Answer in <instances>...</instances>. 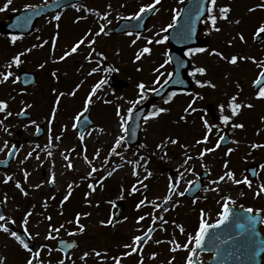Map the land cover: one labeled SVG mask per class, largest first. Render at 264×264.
Listing matches in <instances>:
<instances>
[{"label":"rangeland","instance_id":"rangeland-1","mask_svg":"<svg viewBox=\"0 0 264 264\" xmlns=\"http://www.w3.org/2000/svg\"><path fill=\"white\" fill-rule=\"evenodd\" d=\"M0 8L6 3V0H0ZM85 0L82 4L86 7L93 8L96 11H100L101 7H105L108 4L112 5V15L111 18H116L118 15L127 13L124 8L122 9L117 4L113 3V0ZM116 3L129 4L131 7L128 11H133V9H138L141 3H145L149 0H114ZM249 2L253 0H248ZM45 0H12L11 6L6 10L0 12V22L7 21L8 15L16 12L22 8H25V5H36L39 6L43 4ZM175 3H167L163 7L165 8L164 17L169 18L170 13L173 11ZM135 5H137L135 7ZM133 6V7H132ZM232 11L230 12L233 15L243 17L242 22L247 24L249 27V33H252L253 26H256L258 23L264 22V10H257L255 13L243 14L242 6L239 3H232ZM126 7V6H125ZM135 7V8H134ZM127 11V12H128ZM162 9L160 10V13ZM83 12L75 13L71 11L70 13H65L62 15L60 21V36L56 42L55 50L52 49V36L55 32V22L48 23L51 17H47L41 20L40 23L36 25L35 31L31 36L23 37L22 39L17 40L13 48L4 49V45L7 43V37L0 35V72L5 71V64L7 61L15 54L21 51H24L27 48H30L33 44H40L42 40H47L48 44L44 47H37L33 49L30 53H26L23 56L22 63L17 67L13 66L11 69L16 75L20 69L25 71L32 72L37 76L36 85L29 89H21L17 83H12L10 78L8 82L0 84V99L9 100L10 109L14 114L19 112L23 107V104L26 102L31 104L32 107L28 109L29 114L32 119H35L37 123L44 126V136L41 140L36 141L33 139L35 132V126H30L25 129L24 125L28 123H16L14 121V116L10 117L6 123L10 124L13 129L12 137H8L6 134L0 132V140L8 139L11 145L12 140L15 138V132H23L22 145L24 146L23 150L20 151L19 155L13 160L12 169L8 172L11 174L13 171L19 167L18 160L23 159L26 151L29 150L30 145L41 144L43 145L47 140V120L46 117H49L56 100V94L52 92V88H57L59 92L68 93L76 88V85L80 84L83 81L82 86L76 91L75 96L65 95L60 98L59 108L56 113V118L52 124V134L53 136L57 135L61 131L63 125H68V130L62 138V143H60L61 149L66 148H76L78 153L82 152L80 141L76 130H73L71 125L76 114L83 110L84 102L87 98L88 93L91 90V87L101 79H106L109 77L110 72L104 71V59L98 58L93 60V63H88L85 59L90 49L85 45H82L84 48L83 52L81 48L78 50L79 54H74L72 58L66 59L65 61H60L58 63L49 62L44 69H41L39 65L44 63L45 60H58L59 56L63 52L70 48V46L76 42L80 37H82L88 29H92L93 32L98 31L97 20H90L89 18L82 19L78 23H75V17L80 15L83 16ZM96 18V17H95ZM98 19V17H97ZM226 30H231V27H228ZM225 30V31H226ZM150 34H148L149 36ZM151 34L150 36H152ZM41 38V39H38ZM91 38V37H90ZM131 39L128 36H121L120 38L114 41L113 48L117 49V54H112L110 67L116 68L118 71L111 72L112 75L120 78L121 81L125 83V86L120 90H116L113 87L105 84L104 87L98 92V96L102 99L93 98L96 102L94 105H89L90 107V118L93 121V126L89 131H92L91 137H86L85 146L87 148V154L89 158L95 153L99 148L102 149L101 159L103 156H106L109 151V145L113 142L114 136L119 133V119L116 115L117 107L121 109L122 114H126V110L131 105L128 101L136 100L138 96L137 84L141 81L145 82L148 85H152L153 79L156 78L157 73L154 72V69L160 64V55L162 53V48L157 45H151L153 51L151 55L145 54L140 61H135V54L146 46V43L137 42L135 45L131 44ZM104 43L99 37H96V43L93 45L94 48L100 51L99 45ZM206 52V55H210V51L213 48L223 50L225 47H222L221 44H213ZM264 45L257 48L253 47L252 42L244 46H236L231 49L233 52L242 51L247 55H252L254 51L259 52ZM102 47V45H101ZM109 47V48H108ZM107 48L113 51L112 45H107ZM263 52V51H262ZM199 57L198 59L193 57V64L205 66L208 69V74L213 65H217L214 59V56L211 58L207 56ZM196 56V55H195ZM260 53L256 56L259 57ZM115 57L116 60L114 59ZM157 58V61L155 60ZM100 61L101 71L94 73L92 76H87V73L93 68L96 67V61ZM208 61H212V66H209ZM248 65H242V68L237 69L232 73L231 78V90H225L222 88L221 84H218L216 90L212 88H203L199 90H212L207 94V98L203 100H196L195 106L202 111L193 113V116L187 117V121H183L180 118L185 116L183 114L180 116L187 105L192 101L193 97L188 96L187 94L181 95L178 94L173 98L172 102L168 105L161 103L156 104L157 106H164L170 109L169 112L161 114L155 119H150L147 124L141 122L140 129V143L147 144L149 146L148 151L154 149L155 145L164 139L166 136H172L173 138H178L180 144H194L196 139L202 138L204 134V128L202 120L199 119V115L205 117L206 110L205 105L209 103H219L225 102L234 94L239 93L238 102H249L254 104V107L251 109L242 108L240 114L235 117L238 118V122L244 123L245 127L243 129H232L231 126H226L225 128L221 127L219 134L214 133L210 136L208 145H200L199 148L213 147L216 138H219V135H222L224 132L228 133L231 137V144L225 148H219L215 152L207 154L203 161L199 159H193L190 162V166L194 169L193 172L186 173L183 181L180 184V190L183 191L187 181H194L196 176L205 170L209 173V178L205 182L203 188L210 187L209 181L218 178L225 171L223 165L225 161L229 162V168L233 169L236 172L237 178H242L246 175L245 168L251 164H257L259 166V171L257 178L253 180V187L249 189L246 185H233L231 183L221 184V192L208 191L205 193L202 191L195 198L197 202L194 204L193 200L186 199L184 197H174V199L179 201V205H171L170 210L167 213H160L168 218L170 221L175 220L177 223L183 224L187 233H194L196 230L197 217L196 214H200V209L205 210V220L208 224L213 223L222 211V204L218 203L221 195H231L235 200V205H253L255 203L262 202L264 204V196L256 198L254 196V190L257 185L264 183V168L261 165H264V148L252 149L250 145L252 143H264V99H259L255 103L256 95H253L251 90L248 93L247 89L240 88L237 84L238 79L241 76L247 78V81L251 80L253 75V68H249ZM142 69L138 71L137 69ZM222 68V66H221ZM55 69H59L57 75L59 80L51 76V72ZM161 71L165 72V69ZM197 75L196 79L208 80L212 77L209 75ZM211 77V78H210ZM163 79V77H162ZM193 84L194 83V80ZM214 82V80H213ZM227 85V83H225ZM249 87V84L246 82L245 88ZM196 90V89H195ZM201 94V91H198ZM213 93V95H212ZM14 97V99H12ZM104 100L111 101V103H104ZM216 109L218 105H215ZM219 113V109L216 111ZM225 114H230L226 112ZM207 118L208 115H206ZM100 128H103V132L99 131ZM203 130V131H202ZM259 132V135H257ZM212 139V142H211ZM233 140L239 141V144L232 143ZM213 143V144H212ZM180 144L168 145V157L159 159L160 153L157 152L155 156L152 157L151 162L148 165V168L153 171V176L149 180L145 181L149 185L147 195L149 199H153L159 196H162L166 191V186L168 183L167 171H172L176 173V169L179 164L182 163V149ZM138 145V146H139ZM228 148L236 149L230 156L226 155ZM134 148H128V152L125 154L127 158L132 159L133 154L137 152L133 150ZM198 148H193L192 153L197 152ZM144 150H141L143 154ZM2 154V153H1ZM0 154V155H1ZM41 157L44 158V154L41 153ZM56 170L58 173L63 171V161L59 154L57 153L54 156ZM114 163H119V158H113ZM79 172L82 174L86 165L82 161H79ZM207 165V169L201 165ZM36 161L34 159L30 160L26 165L30 171L35 168ZM108 170H111L110 168ZM104 173L101 172L100 175ZM47 175V164L44 168L38 169L34 172L33 176L30 178V184H35L41 182L45 179ZM174 176V175H173ZM4 175L0 174V184L3 183ZM16 178H20L19 175ZM76 179L78 181V176L76 174H64L59 176L58 185L56 188L49 189L45 185L40 191L32 192V195L29 199H25L15 188H9L8 202L3 206L4 210L7 213L18 212L24 214L26 206H28L29 201L37 203L36 214H41L40 202L48 196L55 195L56 202H54L55 208H59L60 201L63 199V196L67 192L66 185L68 182ZM136 182V178L131 175V168L126 166L125 168L118 170L113 176L109 177L104 182L103 189H97V192L91 197L94 201H100L99 207H90L88 206L85 200V192L87 189V182L80 184V187L75 188L72 197L69 202H66L64 208V216H72L77 211H88L92 215L90 218H84L82 223L86 225V231L80 235L68 236V231L77 230L76 227H71L66 224V230H61L58 238H76L79 241V249L72 255V258L76 260V264H84V262L79 260V256L82 255L83 251L91 250L93 248L97 250L110 249L111 255H115L119 252L124 251L123 244L129 242L131 236L135 232V229L138 227L135 223L136 218L139 215L151 212L150 207L142 208L141 210H136V203L143 197L145 194L143 189L140 192H137L134 195H128L125 192L123 199H117L121 192V186L123 185L126 189L130 190L133 183ZM13 184L12 182H9ZM113 185L116 186L115 190L109 191ZM214 187V186H213ZM240 192H243L244 195H240ZM5 193L0 187V198L3 197ZM109 200L116 201L115 204H109ZM50 201V200H49ZM122 201L124 205V211L120 216V219L123 220V217H128L127 222L117 223L111 229H105V225H101V220H107L110 216H113L117 209L118 202ZM135 201V202H134ZM210 204V205H209ZM19 207V211H17ZM35 214V215H36ZM58 214V212H56ZM56 214H53V221L57 226L60 223H65L66 220L60 219V217H54ZM199 220V218H198ZM149 220L142 222L143 225L149 224ZM75 224H73L74 226ZM168 231H156L153 236L155 239H170L173 236L175 239L183 243L185 241V236L180 234L179 229L175 228L171 223L167 226ZM175 245H169L163 243L156 245L153 242H149L148 246L144 251V264H166V261L169 260L173 255L176 257V260L173 264H185L186 251H177L172 253L170 247ZM156 251L159 253L157 259H149L150 254ZM139 257L133 254L130 257H127L123 264H137ZM210 259L209 255H199L198 260L202 264H207ZM101 261L95 257H90L87 259L86 264H100ZM58 264V263H57ZM65 264H70L69 261H65ZM107 264H112L111 260L107 261Z\"/></svg>","mask_w":264,"mask_h":264},{"label":"snow or ice","instance_id":"snow-or-ice-1","mask_svg":"<svg viewBox=\"0 0 264 264\" xmlns=\"http://www.w3.org/2000/svg\"><path fill=\"white\" fill-rule=\"evenodd\" d=\"M161 3V0H151L150 3L141 4L139 6L138 11L134 12L129 16H118V19H126V20H136L140 21L143 19L144 14L148 12H156L159 11L157 5ZM12 4V0H6V3L0 8V12L6 11ZM47 5V0H45V5ZM61 5H57L60 7ZM126 5L121 4L120 7L123 8ZM26 8H38L36 5H25ZM71 7L75 9L76 12H86L89 14H94L98 17V31L93 32L92 29H88V31L80 37L76 42H74L69 49L65 50L62 55L59 56L58 60H45L44 63H41L39 67L44 69L45 66L51 63H58L60 61H65L66 59L72 58L74 54H79V49L82 45H85L90 49L87 56L85 57L88 63H93V54L97 57H101L104 60L107 59L104 56L103 52H97L93 47L96 43V37H100L101 34L108 35V25L111 24V20L109 17L112 15V5L108 4L106 6V10L101 13L100 11H96L93 8L86 7L80 3H72ZM264 10V3L256 4L253 7L248 8L249 13H255L257 10ZM232 11L230 5H224L218 7V0H208L207 5L205 4V0H194V3L187 9V16L184 20V23L179 26V30L176 32V36L178 38V43H185L187 41H191L196 36V24L197 21H202L203 23L208 24L209 26V34L212 31L220 32L221 28L218 26L217 21L224 20L229 21L230 23H235L239 25L241 21L239 19L235 21H231L229 14ZM39 15V12L35 13ZM62 13L56 12L51 16V19L48 23L55 22L54 28L55 32L52 36V49L55 50L56 42L60 36V21L62 19ZM86 16H76L74 22L78 23L82 19H86ZM25 23L29 24L31 22V17L24 18ZM180 21V10H176L175 14L172 17V22L168 23L166 26H161L159 31L153 33L151 37L144 38L147 43L142 49H140L135 54V61H140L145 54L151 55L153 49L151 45H161L170 40V36L167 35L169 30L177 29V26ZM136 27H139L137 25ZM128 36H133L130 42L132 45H135L137 41L142 38V34L140 31H128L126 33ZM238 39L241 43H246V37L243 31L237 33ZM91 37V38H90ZM22 36L11 35L10 41L13 45L17 42V40L22 39ZM254 38L258 41H264V22L258 23L254 28ZM41 39V38H38ZM235 39V38H234ZM229 45H232V41L230 40ZM48 44L47 40H42L40 44H33L30 48L25 49L24 51L15 53L5 64V71L0 72V84H4L12 79V83H17L21 80V77L16 75L11 69L13 66H19L22 63V57L25 56L26 53H30L33 49L37 47H44V45ZM208 51L203 47H185L179 51V54L173 57L170 51H166L164 53L165 59L163 63L159 64L158 67L154 69V72L157 73L155 80L152 82V85H148L145 82L141 81L137 84L138 89V97L136 100L128 101L131 105L127 108L126 114L121 113V109L117 107L116 115L119 119V133L114 136L113 142L109 145V151L106 156H103L101 159L102 149H97L95 153L89 158L87 154V148L85 146L86 137L92 136V131L89 129L92 127V122L89 120L88 116L85 113H90L89 105H94L96 99H102L98 96V92L107 84L106 79H101L96 82L92 87L90 92L87 95V98L84 102V108L82 111L78 112L73 119V123L71 125L73 130H76L78 133V140L81 144L82 152L78 153L76 148H66L61 149L60 143H62V138L68 130V125H63L61 127V131L59 134L53 136L52 134V124L56 118V113L59 108L60 98L65 95L75 96L76 91L82 86L83 81L80 84L76 85V88L68 93L59 92L57 88H52V92L56 94V100L54 106L52 108L51 114L49 117H46L47 120V140L41 145L39 143L30 145L29 150L26 151L23 159L18 160L19 167L16 171H13L11 174L8 172L4 173L3 183L8 184L12 182L18 192L25 198L29 199L34 191H40L45 185L49 188H56L58 185L59 176L64 174H76L78 176V181L73 179L68 182L66 185L67 192L63 196V199L59 204V212L58 215H64V205L66 202H69L70 198L73 195L74 189L80 187V184L87 182L88 191L85 192V200L84 202L90 207H99L100 201H94L91 197L97 192V189L104 188V182L118 170L125 168L126 166L131 168V175L136 178V182L132 184L130 190L126 189L123 185L121 186L120 195L117 199H123L125 192L128 195H134L137 192H140L142 189L144 191L143 197L136 203V210L139 211L142 208L150 207L152 209L151 212L145 213L143 215H139L136 218V225L138 226L135 229V232L131 236L129 242L123 244L124 251L119 252L115 255H111L110 249L105 250H97L95 248L91 250L83 251L82 255L79 256V260L86 264V261L90 257H95L101 261V264H107L108 260H111L112 264H123V261L132 256L133 254L139 257L137 264H144V251L148 246L149 242H153L156 245H160L163 243H167L170 246L175 245L174 247H170V251L175 253L177 251H186L185 256V264H202L201 261L198 260V251L204 249L205 247V237L209 234L210 228H219L221 225L225 224L229 220L230 216H236L238 221H243L242 223H237L236 227L241 230L243 234H246V238L242 241L241 247L244 251L250 252L251 255H258L260 252H264V241H261L260 245H257L256 236V224L258 222H264V217H261V213L264 212L262 208H244L243 205L240 206V211H236L234 208L230 207V205H235V200L231 195H221L218 203L222 204V212L220 213V218L217 222L213 224H208L205 220V210L203 208L200 209V218L198 228L194 231V233H187L183 224L177 223L175 220H169L164 215L160 213H167L170 210L171 205H179V201L174 199V197H184L186 193L190 192L193 187H199V184L194 181H187V184L183 191L180 190L181 181H183L186 173L193 172L194 169L190 166V162L195 158L203 161L204 157L207 154L215 152L217 149L221 147V143L225 140L224 135H219L215 145L213 147H205L200 149V145H207L209 143L210 136L214 133L219 134L221 131V125L223 126H231L232 129H243L245 127L242 122H235V117L240 114V110L242 108L251 109L254 107L252 103L249 102H238L239 93L232 95L225 102L218 103L219 115L218 120L219 124L216 122H210L209 118L201 117L204 134L200 139H196L194 144L189 145L187 143L180 144L178 138H173L172 136H166L160 142H158L154 149L148 151L149 146L147 144L141 143L138 146L137 152L133 154V158L129 159L126 157V153L128 152L129 141L134 139L136 136V129L141 127L139 123H136V126L133 127L130 124V121H140L143 120L144 124H147L150 119H155L159 117L161 114L167 113L170 111L169 108L164 106H157L155 104L152 105V110L147 114L142 116L135 115L136 106L138 104H142L144 101L148 99L149 93H155L161 96L164 105H168L172 102L173 98L176 97L179 93L178 91L166 92L168 85L171 83L177 85H184L185 79L181 78V70H184L188 77H191L194 80L196 86L200 89L203 88H212L215 89L217 85L211 80H201L196 79L195 77L199 74L201 76L207 75L208 69L205 66L195 65L192 63V57H194L198 53H204ZM210 55H214L219 57L220 60L225 61L227 64L232 66H237L239 62H248L251 61L256 67L259 69L258 75L252 81L253 88L256 90V99H264V60H258L255 56H250L245 53L236 51H230L227 48L220 50L213 48L211 49ZM174 64V69L171 72H163L162 69H165L167 65ZM189 68L191 70H189ZM138 71L142 69H137ZM59 69H55L51 72V76L55 78L57 81L59 77L57 75ZM101 71L100 61H96V67H93L88 73L87 76H92L94 73H98ZM104 71L107 72H115L118 71L116 68H105ZM163 77V79H162ZM25 82H27V78L25 77ZM185 94L193 97L192 101L187 105L184 109L185 116H182L180 119L183 121H187V115H191L198 111H202V109H198L195 104L196 100H202L204 97L200 94V92H185ZM14 99V97L12 98ZM104 103H111V101L104 100ZM32 107L31 104L24 103L23 107L19 112L13 113L10 109L9 100L0 99V132L6 134L8 137H12L13 129L10 124L6 123L10 117L14 115L17 117H27L30 121L29 124H25L24 128L27 129L30 126H35L36 134L41 133L42 128L39 123L35 119H32L31 115L28 112V109ZM230 110V114H225ZM83 128L84 131H80ZM99 131L103 132V128H100ZM259 135V132H257ZM177 145L180 144L182 149V163L179 164L176 169V173L174 176L168 177V183L166 186V191L162 196L149 199L147 192L149 185L145 183V181L149 180L153 176V171L148 168L149 163L152 160V157L156 155L157 152L160 153L159 159H163L168 157V145ZM232 143L239 144V141L233 140ZM252 149H260L264 148V143H252L250 145ZM24 148L23 145L17 146L16 143H12L10 145L8 139L0 140V153H6V158L0 160V164L8 165L9 159L16 158L20 151ZM193 148H198L199 150L195 153H192ZM141 150H144L143 154H141ZM236 149L228 148L226 155H231ZM41 153L44 154V158L41 157ZM59 154L63 161V171L60 173L56 170V164L54 156ZM118 157L119 163H114L113 158ZM171 159V157H168ZM34 159L36 161L35 168L30 171L26 166L30 160ZM79 161H82L84 165H86L85 171L81 174L79 172ZM47 164V175L45 179L41 182L30 184V178L33 176L34 172L38 169L44 168ZM202 167L207 169V165L202 164ZM225 171L222 175L218 176V178L210 180V187L203 188V191L207 193L208 191L221 192V184L231 183L233 185H246L249 189L253 187L252 180L247 176H243L242 178H237L236 172L229 168V162L225 161L223 165ZM264 168V165H261ZM111 170H108V169ZM103 172V175L100 173ZM19 175L20 178H16ZM214 186V187H213ZM240 195H244L243 192H240ZM254 196L256 198H260L264 196V183L257 185L254 190ZM8 195L5 193L2 198H0V208H2L8 202ZM55 195H51L45 197L40 202L41 215L44 216V220L48 222L46 235L43 237V241L39 244V247H36V241L40 237V232H30L29 231V218L33 217L36 214L37 203L29 201L28 206L24 211L22 217V233L18 230H12L9 225L15 224L16 220L10 216L5 215L0 212V231L9 234L18 245L26 251L29 255L25 260V264H51V256L53 251H56L55 245H49L47 241L58 242L64 245L63 249H59L60 251H65V249H73L78 246L75 242H68L63 239H59V233L61 230H66V224L76 225L77 230L68 231V236H76L84 233L86 231V225L81 222L82 218L91 217L92 213L88 211H77L73 219L66 220L65 223H60L58 226L53 223V216L51 214L45 215L47 213L50 205L49 200H55ZM116 201L109 200V204H115ZM197 200L194 198L193 203L195 204ZM17 211H19V207H17ZM255 213V215L253 214ZM128 217H123L121 220L118 216H110L106 221L101 220V225H115L117 223L127 222ZM145 220H149L150 223L147 225H143L142 222ZM171 223L175 228L179 229L180 234L185 236V241L183 243L178 242L173 236L170 239H155L153 240L154 233L156 231L167 232V226ZM218 239V237L213 236V242ZM31 245V246H30ZM47 251V257H43L42 253ZM159 253L153 251L150 254L149 259L155 260L157 259ZM69 261L70 264H76L75 259L72 258L70 254H65L63 258L58 261V264H65V261ZM176 260V257L173 255L169 260L166 261V264H173ZM0 264H5V257L0 254Z\"/></svg>","mask_w":264,"mask_h":264},{"label":"water","instance_id":"water-1","mask_svg":"<svg viewBox=\"0 0 264 264\" xmlns=\"http://www.w3.org/2000/svg\"><path fill=\"white\" fill-rule=\"evenodd\" d=\"M75 1L78 0H54L48 6H44L42 8L32 10L23 11L17 15H14L11 18V22L15 27L16 31L26 33L28 30H31V26L33 22L41 15L46 14L48 11H54L53 9L58 8L57 5H61L60 7H66ZM39 12V15L35 13ZM27 17H31V22L29 24L25 23V19ZM20 85L22 87H28L35 84V76L21 74ZM25 77L27 78V82H25ZM173 84V83H171ZM170 88V84L168 85L166 91ZM153 97H160V95L154 94ZM146 113V106H142L136 110L135 115L142 116ZM88 116V113H85ZM89 118V117H88ZM17 121L23 120L27 121V117H16ZM140 121H130V124L135 127L136 123ZM80 131H84L83 128ZM138 133L139 127L136 129V136L134 139L129 141V144L135 145L138 142ZM41 133L36 134V138H39ZM19 135V134H18ZM205 179L204 177H200L197 183L199 187H194L189 192L190 196H193L200 189V183ZM195 189V190H194ZM122 211V207L119 208L116 216ZM243 221H238L236 216H230L229 220L225 222V224L221 225L219 228H210L209 234L205 237V247L199 252H211L213 253V259L209 262V264H261L260 257L264 252H260L258 255H251L250 252H246L242 249L241 244L242 241L246 238V234H243L241 230L236 227L237 223H242ZM259 222L256 224V230L258 233ZM213 236L218 237V239L213 242ZM261 241H264L261 235L258 233L256 236L257 245H260ZM73 242V241H68ZM59 248L63 249L64 245L59 244ZM75 248V247H74ZM73 248V249H74ZM72 249H65V251H70Z\"/></svg>","mask_w":264,"mask_h":264},{"label":"flooded vegetation","instance_id":"flooded-vegetation-1","mask_svg":"<svg viewBox=\"0 0 264 264\" xmlns=\"http://www.w3.org/2000/svg\"><path fill=\"white\" fill-rule=\"evenodd\" d=\"M205 37H208V34H205ZM211 40L212 38L209 37ZM209 40V42H210ZM259 70V69H258ZM1 154V153H0ZM6 153H2L0 155V160L5 159ZM13 160L11 161L12 164ZM9 172V171H8ZM49 188V187H48ZM52 189V188H49ZM264 217V213H262ZM7 216L12 217L13 219L16 220L15 224H10L9 227H13L16 230H20L22 232V217L23 215L19 214H9ZM29 231L30 232H40V237L36 241V247H39V244L43 241V237L46 235L47 232V227H48V222L47 221H41V224H37L36 222H31L29 221ZM262 232L264 233V224L261 227ZM0 235L2 238V244L3 246H0V254H2L5 257V264H25V260L28 257V253L24 251L18 243L7 233H4L3 231H0ZM49 245H55L56 247V242L53 241H47ZM43 257H47V251L42 253ZM58 263V253L57 250L53 251L52 256H51V264H57Z\"/></svg>","mask_w":264,"mask_h":264}]
</instances>
